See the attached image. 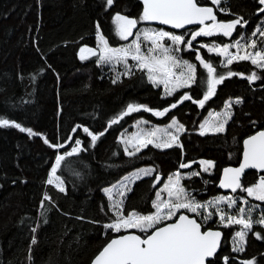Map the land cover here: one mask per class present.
Instances as JSON below:
<instances>
[{
	"label": "trees",
	"instance_id": "1",
	"mask_svg": "<svg viewBox=\"0 0 264 264\" xmlns=\"http://www.w3.org/2000/svg\"><path fill=\"white\" fill-rule=\"evenodd\" d=\"M198 3L213 7L209 0ZM219 7L227 8L228 13L215 9L218 21L229 22L242 16L246 26L238 25L230 37H199L192 41V49L166 41L165 45L173 49L179 47L178 52L173 51L176 56L197 67V83L166 95L134 61L127 63L130 74L122 75L125 65L101 63L98 55L87 56V49L97 51L100 35L112 48L125 42L117 34L114 18L120 14L139 22L142 0H114L111 6L107 0H0V118L42 134L29 136L15 127H0V264H91L111 239L125 233L143 237L145 233L138 229L116 233L104 227L116 217L103 191L143 167L154 171L136 181L123 197L125 216L133 211L142 215L154 213L156 193L159 191L167 199V192L162 189L177 172L181 185L200 203L227 195L217 187L222 170L237 166L244 140L264 129V70L249 60L224 67L225 58L201 45L223 47L243 36L244 40L255 39L259 48L264 39L259 33H252L258 26L264 29V12L258 11L264 5L258 0H221ZM199 28L165 30L186 35ZM81 48L86 49L83 60ZM197 55L212 62L218 73L233 70L243 74L225 79L203 108L191 100L178 103L184 93L193 99L203 98L206 70ZM253 71L261 79L249 82L244 77ZM237 99L242 103L236 104ZM229 100L232 113L225 131L200 135V125L212 113L221 111ZM173 103L177 107L171 108ZM128 104L144 105L151 111L141 109L109 127L110 120ZM165 108L170 110L161 118L152 113ZM173 119L184 125L185 130L177 135L182 148L148 145L135 155L125 152L127 145L121 136L130 133L135 124L146 121L166 126ZM84 128L105 134L93 144ZM44 138L64 147H50ZM77 139L85 150L67 156ZM132 151L133 148L128 149ZM57 155L65 156L57 171L65 192L47 183ZM202 160L214 162L211 173L202 171ZM181 163L190 167L180 168ZM193 172L200 174L191 175ZM258 176L249 172L241 184L252 186ZM45 194L51 197L50 201L44 200ZM233 194L246 196L240 189ZM42 201L47 209L43 215ZM242 203L239 201L236 207ZM259 204L262 207L253 208L251 215L260 218L264 215V202L249 200L246 209ZM207 210L215 211L211 207ZM180 214L195 218L204 230L222 231L221 249L210 264H225V257L227 264H264V239L254 235L260 233L264 237L261 225L254 223L244 250L237 252L233 251V236L238 227H224L217 214L205 220L204 209L199 214L181 209L177 216ZM170 222L173 221L166 220L156 227Z\"/></svg>",
	"mask_w": 264,
	"mask_h": 264
},
{
	"label": "snow or ice",
	"instance_id": "2",
	"mask_svg": "<svg viewBox=\"0 0 264 264\" xmlns=\"http://www.w3.org/2000/svg\"><path fill=\"white\" fill-rule=\"evenodd\" d=\"M114 0H107V5L111 6ZM143 12L140 16L141 21H155L161 25H168L173 29H182L187 25H203L197 31L191 33V39L185 41L184 35H177L169 31L164 30H140L136 34L135 40L126 47L112 48L109 46L108 41L103 35L99 36L100 41V55L98 56L101 63H113V62H125V72L122 75H128L131 72V68L127 65L126 61L129 55L131 58L138 62V67L141 70L146 69L148 73V79L155 85L163 84L164 90L167 94L171 95L179 88H190L193 84L197 83V67L195 64L189 63L187 60H181L176 55L172 54L175 50L178 52L180 49L176 47L173 49L171 46H166L163 41L167 39L171 41L172 45L179 46L184 45L187 49H192V41L200 36H212L214 34H222L223 36L230 37L239 25L241 27L246 26L247 21L242 16H237L235 19L229 22H220L217 20V16L214 13L212 7L201 6L198 0H142ZM211 3L216 6L220 12L228 13L227 8H220L221 0H211ZM260 5H264V0H258ZM259 12H264V7L258 9ZM116 23L117 34L120 39L127 40L129 36L133 35V29L136 28L138 21L136 19H130L126 16L117 14L114 18ZM206 21H211V24H206ZM99 29V25H97ZM259 33L260 37L264 39V29L259 26L252 33L253 36ZM143 35L145 40L150 41L151 47L147 49V54L141 51L140 35ZM244 37L236 40L234 44L224 45L223 47L218 45L208 46L201 45L207 48L209 52L215 51L217 55L225 57L223 61L224 67H229L234 61L249 60L252 65L264 70V43L257 47V41L250 39L241 43ZM231 47L237 49L233 54L229 51ZM134 49V50H133ZM253 49L254 51H248ZM85 48H81V59H86L83 53ZM87 52L93 56L97 55L95 49H87ZM243 52V54H241ZM153 53H158L154 55ZM203 69L206 70V78L203 80V86L205 91L202 99H193L189 93H184L178 103H183L186 100H191L192 103L197 104L203 108L205 103L216 94L217 86L222 84L225 79L240 75L233 70H229L226 73H218L217 68L212 62L206 61L200 55L196 56ZM182 68L183 70L177 74L175 69ZM249 82L259 80L261 77L257 75L255 71L247 77ZM116 81L114 80L113 83ZM236 104L242 103V100L237 99ZM232 101L229 100L225 104V112L223 113L224 119L216 124L211 130L213 132H224L227 120L230 119L231 113L228 109L231 107ZM177 107V103H173L171 108ZM151 111L144 105L128 104L126 109L120 112L117 116L113 117L109 122L111 125L117 124L124 117L131 113L140 111ZM170 109L165 108L163 111H156L154 115L163 116ZM219 115V114H217ZM145 123H147L145 121ZM208 121H205L200 125V135H205L207 130ZM15 127L21 132L27 133L29 136L41 135L34 132L31 128L22 127L19 123H15L8 119L0 118V127ZM176 126L177 132H183L184 125L178 124L173 119L172 124L169 127ZM81 127L80 125L76 126ZM75 131V129H74ZM83 131L91 137V141L94 144L100 136H103L105 132L94 134L89 131L88 128H84ZM158 131V130H156ZM156 131L148 132L144 136L132 137L128 143L132 144L134 151L125 152L129 155H135L141 151L142 148L148 147L152 144L156 148H171L173 146L182 148L183 145L179 141V137L172 133L165 131L167 139L154 141L152 137L156 135ZM44 142L49 144L53 148L64 147L62 144H51L44 138ZM76 146L66 153L71 157L74 154L79 153L82 150L80 147L81 141L77 139L75 141ZM64 155H57L55 159V165L51 169V175L47 180L48 184H53L59 189L60 192H65L63 180L56 175L57 170L61 167L62 161H64ZM200 164L204 166L205 172L209 171L211 167H214L213 161H200ZM190 164L181 163L180 168H188ZM245 169H256L264 172V131H259L255 135L250 136L244 140V152L243 163L238 168H225L223 170V179L220 182L221 188L231 189L233 193L240 189L247 193L248 196L253 197L258 201H264V176H260L258 182L252 186L245 187L241 184V176ZM153 169L141 170L138 173H134L131 177L125 176L124 181H134L140 178V175H150ZM198 172H193L191 175H199ZM54 178V179H53ZM124 181L121 182L123 185ZM181 176L179 173L168 178V183L164 185L162 191H166L168 194L167 199L161 197L160 192L156 193V200L153 202V207L156 211L152 214L142 215L135 211L125 216L123 214L122 205L123 200L117 201L111 205L115 214V220L106 224V229H111L116 233L121 230L138 229L140 232L145 233L143 237L140 235H121L118 238L111 239L110 242L103 247V249L96 256L93 264H210L209 258L215 256L217 249L220 245L221 232L205 230L202 231L201 223H198L196 219L190 218L187 215L177 213L181 209H186L189 212L199 214V210L207 209L209 207H216L219 202H226L228 207L231 208L236 204V199L218 197L216 200H210L206 203H200L195 200L194 197L183 187L180 183ZM158 182V181H157ZM127 187V185H125ZM131 190L130 188L128 189ZM103 191L108 194L111 200V188H105ZM123 194V193H122ZM44 200H51L47 194L44 196ZM243 203L247 204V200ZM41 209L44 211L42 215L46 213L43 201L41 202ZM257 207L253 205L247 213L243 207L237 209L236 214H229L224 212L223 209H217L220 216L219 220L224 223L227 219L228 224L242 225V230L235 233L236 245L233 247V251L241 252L244 250L245 237L248 231H251L253 223L264 226V215L253 221L251 217V211ZM212 212H208L204 216L207 220L212 216ZM166 220H172V223L165 224L163 227H156ZM151 230V231H150ZM35 231V229H33ZM150 233V234H149ZM257 239H264L260 233H254ZM35 243V239L32 241ZM227 257L224 258L225 264H227ZM241 264H255V261H242Z\"/></svg>",
	"mask_w": 264,
	"mask_h": 264
},
{
	"label": "rangeland",
	"instance_id": "3",
	"mask_svg": "<svg viewBox=\"0 0 264 264\" xmlns=\"http://www.w3.org/2000/svg\"><path fill=\"white\" fill-rule=\"evenodd\" d=\"M210 2H211V0H209ZM213 5V4H212ZM213 8H215L217 11H219L217 8H216V6L215 5H213ZM148 24H150L148 21H139L138 23H137V25H138V29L135 31V33L132 35V36H129L128 37V39L127 40H123V41H125L121 46H119V47H117V48H120V47H126V46H128L129 44H131L132 42H133V40H135V38H136V34H137V32L138 31H140V30H148V31H154V30H164V31H166L165 29H163V28H160V27H155L154 25H148ZM211 24V23H210ZM115 25H116V23H115ZM203 27V26H202ZM201 28V27H200ZM199 30V29H198ZM197 31V30H196ZM191 33L192 32H189V33H187L186 35H184V37H185V41H186V38L189 36V39H191ZM177 35H179V34H177ZM215 35V34H214ZM200 37H203V36H200ZM197 38H199V37H197ZM196 38V39H197ZM98 39H99V37H98ZM166 41H168L167 39H165L164 41H163V43L165 44V42ZM245 41H248L247 39H245V40H242L241 41V43H245ZM140 43H142V42H145V45H144V47H142L141 46V51L142 52H144L145 54H147V49L149 48V47H151V44H150V41H148V40H145V38H144V36L141 34L140 35V41H139ZM169 42H171V41H169ZM234 44V43H233ZM98 46V49H97V55L99 56L100 55V51H99V48H100V41H99V45H97ZM167 46V45H166ZM179 46H181V45H179ZM144 49V50H143ZM134 50V49H133ZM229 51L231 52V53H233V54H235L236 53V51H237V49L235 48V47H231L230 49H229ZM248 51H254L253 49H248ZM213 53H216L215 51H213ZM154 55H156V54H158V53H153ZM172 54H174L175 55V53H173L172 52ZM241 54H243V52H241ZM87 56H93V55H91L90 53L87 55ZM179 59H181V60H183L181 57H179V56H177ZM223 57V56H222ZM223 58H225V57H223ZM129 61H134L137 65H138V62L137 61H135V60H133L132 58H131V55H129V57L127 58V61H126V63H128ZM114 63H116V65L117 64H122V65H125V62L124 61H120V62H114ZM259 69V68H258ZM183 69L182 68H177V69H175V71L177 72V74H179L181 71H182ZM144 71H146V73H147V70L146 69H144ZM148 74V73H147ZM156 86H161L162 88H163V90H164V85L163 84H159V85H156ZM179 89H182V88H179ZM179 89H177V90H179ZM176 90V91H177ZM164 92H165V90H164ZM165 94L166 95H169V94H167L166 92H165ZM231 108H232V104H231V107L228 109V111L230 112V113H232V110H231ZM225 112V107L221 110V111H218V112H214V113H212L209 117H208V119L206 120V121H208V125H207V130H206V133H218V132H213L211 129L216 125V124H218L219 122H221L223 119H224V116H223V113ZM153 114H154V112H152ZM217 114H219V115H217ZM165 115V114H164ZM163 115V116H164ZM163 116H156L155 115V117H157V118H161V117H163ZM229 120V119H228ZM228 120H227V122H228ZM205 122V121H204ZM203 122V123H204ZM202 123V124H203ZM172 124V122L170 123V124H168V125H166V126H157V125H151V124H147V123H145V122H138L137 124H135L134 126H133V130L130 132V133H125L124 135H122L121 136V140L124 142V144H126L127 145V149H131V148H133L132 147V144L131 143H128L127 141H129L132 137H135V136H144L146 133H148V132H152V131H156V130H158V131H156V135L154 136V137H152V139L154 140V141H156V140H163V139H167V136H165V131H167L168 133H172V134H174V135H178V134H180V133H182V132H177L176 131V126H172V127H169V125H171ZM179 124V123H178ZM226 126V125H225ZM201 129H199V131H200ZM149 145H152V144H149ZM55 165V164H54ZM192 165V164H191ZM201 168H202V171L203 172H205L204 170H203V168H204V166L203 165H201ZM213 168L214 167H211L210 169H209V171H207V172H209V173H211V170H213ZM147 169H151V168H148V167H143V168H141V169H138V170H135V171H133L132 173H130V174H128V175H126V176H129V177H131L134 173H138V172H140L141 170H147ZM58 171V170H57ZM178 173V172H177ZM151 174H152V172H151ZM150 174V175H151ZM176 174V173H175ZM50 175H51V172H50V174H49V177H50ZM56 175H57V173H56ZM150 175H143V174H141L140 175V178H138V179H135L134 181H124V178L121 180V181H119L117 184H115V185H113V186H111V187H109V188H111L112 189V193H111V204H113V203H115V202H117V201H120V200H122L123 199V197L124 196H126L127 194H128V192H129V188H131L132 187V185L136 182V181H138V180H140V179H143V178H145V177H148V176H150ZM49 177H48V179H49ZM54 179V178H53ZM122 181H124V183H123V185L121 184V182ZM51 185H53V186H55V182L53 183V184H51ZM125 185H127V187H125ZM56 187V186H55ZM65 187V186H64ZM57 188V187H56ZM105 193V192H104ZM123 193V194H122ZM106 194V193H105ZM107 196H108V194H106ZM167 196H168V194H167ZM220 197H225V198H233V199H236V204L234 205V206H232L231 208H229L228 207V204L226 203V202H219L217 205H216V207H211L212 209H214L215 211H213V210H211V211H209V210H207V209H204V215L203 216H205V215H207V213L208 212H212L213 214H217L218 215V219H219V216H220V214H222V213H220L219 211H217V209H223L224 210V212H227V213H229V214H236V212H237V210L236 209H238L239 207H243L244 209H245V213H247L248 212V209H246V207H247V205H248V203L247 204H245V203H242V205L241 206H239V207H236V205L239 203V201H244V200H247V202L249 201V200H255V201H258V200H256V199H254L253 197H250V196H248L247 195V193H246V196L243 198L242 196H240V195H234L233 193L232 194H227V195H223V196H220ZM218 198V197H217ZM212 200H216V198L215 199H212ZM259 203H261V202H264V201H258ZM257 206V208L258 209H260V207H262V206H260V204L259 205H256ZM201 211V210H200ZM202 213V212H201ZM212 214V215H213ZM251 217H252V220L253 221H256V220H258L259 219V217H257V216H254V215H251ZM212 218V216L209 218V219H211ZM219 222H220V220H219ZM225 223H228V221H227V219L225 220V222L224 223H221L224 227H226L225 226ZM253 225H254V223H253ZM253 225H252V227H253ZM260 225V224H259ZM229 226H234V227H238V229L236 230V232L237 231H241L242 230V225H238V224H234V223H232V224H228V226L227 227H229ZM262 226V225H261ZM262 227H264V226H262ZM130 230H133V229H128V230H121V232H127V231H130ZM235 232V233H236ZM248 232H250V231H248ZM248 232H247V234H248ZM247 236V235H246ZM238 240V238H236V236H235V234H234V236H233V245L234 246H237L236 245V241ZM245 244H246V237H245V243H244V246H245Z\"/></svg>",
	"mask_w": 264,
	"mask_h": 264
},
{
	"label": "water",
	"instance_id": "4",
	"mask_svg": "<svg viewBox=\"0 0 264 264\" xmlns=\"http://www.w3.org/2000/svg\"><path fill=\"white\" fill-rule=\"evenodd\" d=\"M207 7H212V6H207ZM213 8V7H212ZM213 10H214V13H215V15L217 16V12H216V10H215V8H213ZM217 20H218V16H217ZM150 24H152V25H154L155 27H160V28H163V29H169V30H172V31H182V30H188V29H191V28H196V27H202L203 25H187V26H185V28H182V29H173V28H171L170 26H168V25H161V24H159L158 22H155V21H148ZM210 23H212L211 21H206V24H210ZM138 29V25L136 26V28H134L132 31H133V34L135 33V31ZM261 131H264V129L263 130H261ZM258 133V132H257ZM256 134V133H255ZM254 134V135H255ZM249 138V137H248ZM246 140V139H245ZM242 147H243V151H242V157H241V160H240V162H239V164L237 165V166H229V167H226V168H238L242 163H243V152H244V142H243V145H242ZM225 169V168H224ZM223 169V170H224ZM223 170H222V172H221V174H220V179H219V183H218V185H217V187H218V189L221 191V192H223V193H225V194H232L233 192L231 191V189H226V188H221L219 185H220V182H221V180L223 179ZM249 172H255V173H257V174H259L260 176H264V172H261V171H258V170H256V169H245V171H244V173L242 174V176H241V180L244 178V176L247 174V173H249ZM259 176V177H260ZM238 190V189H237ZM184 215H186V214H184ZM188 216V215H187ZM190 217V216H189ZM190 218H193V217H190ZM193 219H195V218H193ZM198 222V221H197ZM170 223H172V222H170ZM199 223V222H198ZM168 224V223H167ZM163 227V226H162ZM202 231H204V229H203V227H202V229H201ZM212 231H219V232H221V238H220V245H219V248L217 249V252H216V254L215 255H217L218 253H219V251H220V249H221V246H222V242H223V238H224V235H223V233H222V231L221 230H212ZM123 235H138V234H136V233H125V234H123ZM119 237V236H118ZM118 237H115V238H118ZM115 238H113V239H115ZM96 258V257H95ZM95 258L93 259V261L91 262V264H93V262H94V260H95ZM213 258V257H212ZM212 258H209V260H211Z\"/></svg>",
	"mask_w": 264,
	"mask_h": 264
},
{
	"label": "flooded vegetation",
	"instance_id": "5",
	"mask_svg": "<svg viewBox=\"0 0 264 264\" xmlns=\"http://www.w3.org/2000/svg\"><path fill=\"white\" fill-rule=\"evenodd\" d=\"M259 177V176H258ZM210 230H213V229H210ZM205 231V230H204Z\"/></svg>",
	"mask_w": 264,
	"mask_h": 264
}]
</instances>
